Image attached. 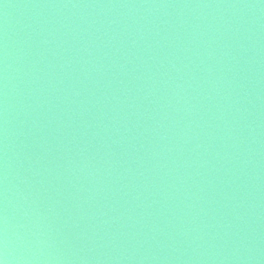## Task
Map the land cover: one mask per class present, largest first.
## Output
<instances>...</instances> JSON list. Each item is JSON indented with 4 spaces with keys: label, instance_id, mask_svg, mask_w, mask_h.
Instances as JSON below:
<instances>
[{
    "label": "water",
    "instance_id": "water-1",
    "mask_svg": "<svg viewBox=\"0 0 264 264\" xmlns=\"http://www.w3.org/2000/svg\"><path fill=\"white\" fill-rule=\"evenodd\" d=\"M3 264H264V0H0Z\"/></svg>",
    "mask_w": 264,
    "mask_h": 264
},
{
    "label": "clouds",
    "instance_id": "clouds-1",
    "mask_svg": "<svg viewBox=\"0 0 264 264\" xmlns=\"http://www.w3.org/2000/svg\"><path fill=\"white\" fill-rule=\"evenodd\" d=\"M0 264H3V261L2 260H0Z\"/></svg>",
    "mask_w": 264,
    "mask_h": 264
}]
</instances>
